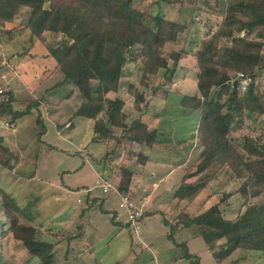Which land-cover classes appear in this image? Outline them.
<instances>
[{
  "label": "rangeland",
  "instance_id": "374dc122",
  "mask_svg": "<svg viewBox=\"0 0 264 264\" xmlns=\"http://www.w3.org/2000/svg\"><path fill=\"white\" fill-rule=\"evenodd\" d=\"M50 1L45 0V8ZM236 1L239 0L132 1L140 11L162 15L185 26L160 49L169 67H174L171 77L162 69L158 77L143 83V60L134 50L123 67L118 90L104 91L105 101L123 100L121 110L128 126L134 128L140 120L148 129L166 132L163 141H156L152 147L128 141L124 130L116 128L114 138L93 141L95 119L75 114L82 101L81 93L72 84L61 83L62 74L43 43L28 28L7 32L16 23H26L29 8L23 7L12 21L0 22V75L6 77L0 79V84H23L35 91L41 84L40 77L45 79L34 99L39 107L17 119L0 114V136L7 139L0 144V191L20 207L16 213L18 225L10 228L0 203V264H39L38 258L26 252L21 242L26 238L52 243L59 264H189L182 258L181 243L198 256L199 264H264V252L243 249H235L217 263L195 227L176 232L172 242L167 237L169 227L162 222L164 218L174 221L180 211L198 214L213 204H219L225 218H234L247 201L239 192L243 180L228 167L221 168L192 202L176 203L170 194L201 150L194 146L198 143L199 113L184 114L173 96L197 93L196 49L207 34L218 28L229 3ZM44 36L47 43L55 42L49 32ZM172 51L179 52L175 66ZM260 53L264 56V45ZM254 81L264 94V67L256 72ZM28 89H19L16 96L31 98L33 94ZM135 91L144 94V99L135 102ZM25 102L24 107L28 104ZM18 104L16 108L21 107ZM12 119L14 126H7ZM243 123L232 128L237 142L242 141L243 134L264 137L263 120L252 128ZM184 137H191L194 147L186 145ZM141 154L144 162L138 156ZM123 169L130 171L129 178L122 177ZM99 177L109 184L108 193L96 185ZM119 184H128L133 199L145 202L150 195L148 206L142 207L145 214L138 222V230L128 225L127 211L119 207ZM85 187L92 190L86 193ZM252 200L260 202L262 198ZM157 201L158 206L151 204ZM153 207L164 214L152 212Z\"/></svg>",
  "mask_w": 264,
  "mask_h": 264
},
{
  "label": "trees",
  "instance_id": "16d2710c",
  "mask_svg": "<svg viewBox=\"0 0 264 264\" xmlns=\"http://www.w3.org/2000/svg\"><path fill=\"white\" fill-rule=\"evenodd\" d=\"M132 1L51 0L45 8V0H0V22L12 21L23 7L29 8L26 23H16L7 32L28 28L43 43L62 74L61 83H70L81 93L82 101L75 114L95 119L93 141L114 138L112 133L116 128L124 130L128 141L152 147L156 141H163L166 132L148 129L140 120L134 128L128 126L121 110L123 100L105 101L104 91L118 90L123 67L134 50L143 60V83L148 78L151 80L150 77H158L162 69L171 77L174 67H169L168 58L160 49L168 40H174L185 26L162 15L140 11L132 6ZM45 32H49L54 43L46 42ZM263 45L264 0L229 3L218 28L207 34L196 49L197 93L173 96L184 114L199 113L198 143L194 146L201 150L181 183L170 193L171 199L176 203L192 202L223 167L243 180L239 192L247 201L234 219L225 218L219 204L195 215L180 211L174 221L162 219L169 227L167 237L172 242L180 229L195 227L217 263L235 249L264 252V137L243 134L242 141L237 142L231 133L239 123L252 128L260 120L264 122V94L254 81L256 72L264 67V56L260 53ZM170 56L175 66L179 52L172 51ZM238 72L252 77L245 90L234 79ZM132 94L135 102L144 97L139 91ZM14 100L12 89L0 94V114L16 118L30 110L29 106L22 112L13 111ZM99 114L103 117L99 118ZM183 139L188 142L186 145L194 147L191 137ZM138 156L145 161L142 154ZM130 175V171L122 170V177ZM118 189L126 193L128 184H119ZM256 198L262 200H252ZM0 203L9 227H16L19 205L3 191H0ZM21 242L29 255L39 259V264H59L54 258L52 243L29 238ZM180 245L182 258L189 264H199L198 256L190 253L185 243Z\"/></svg>",
  "mask_w": 264,
  "mask_h": 264
},
{
  "label": "built area",
  "instance_id": "2783aa9c",
  "mask_svg": "<svg viewBox=\"0 0 264 264\" xmlns=\"http://www.w3.org/2000/svg\"><path fill=\"white\" fill-rule=\"evenodd\" d=\"M6 78L4 74L0 75V79H4ZM237 82L238 85L240 86V88L242 90H245L250 83L252 82V77L248 74H245L243 72H238L237 75L234 78ZM11 88L8 87L7 85H2L0 84V94L10 90ZM7 126H14V123H10L8 124L6 122ZM96 185L101 186L103 192L108 193L110 191V186L108 183H106L105 181H103L102 178H97L96 179ZM120 203H119V207L123 208L127 211V223L128 225H130V227L132 229H136L138 230V222L140 220V218L142 217L144 211L142 209V206H138L135 199H133L132 195H130L128 192L124 193H120Z\"/></svg>",
  "mask_w": 264,
  "mask_h": 264
},
{
  "label": "crops",
  "instance_id": "0c3cea01",
  "mask_svg": "<svg viewBox=\"0 0 264 264\" xmlns=\"http://www.w3.org/2000/svg\"><path fill=\"white\" fill-rule=\"evenodd\" d=\"M42 67H44V65L42 66ZM2 75V74H1ZM40 79H41V84H39V87L35 90V91H30V89H28L27 88V86L26 85H23L22 84V87H12V86H10V85H7L8 87H10L13 91H14V88H17L15 91H14V95H15V100H14V102H15V104L16 103H19L18 105H20L21 107L20 108H16L15 107V104H14V102H12V109H13V111H16V112H22V111H25V109H27V107L28 106H30L31 108H30V110H27V111H31V109L33 108V107H39L38 105H36V102L34 101V99H36V98H38V93H39V88H41L40 86H42V82H43V80H45L44 78H42V77H40ZM21 81V80H20ZM22 83V82H21ZM45 83V82H44ZM19 89H25V90H27L28 89V91H29V93L30 94H33L32 95V97L30 98L29 96L27 97V98H21V99H19L17 96H16V93H20L18 90ZM40 97V96H39ZM22 100H24V101H22ZM25 101H28V104L24 107V105H25V103H27V102H25ZM30 104V105H29ZM24 107V108H23ZM26 111V112H27ZM24 114H21V115H19L18 117H16V119L17 118H19V117H21V116H23ZM8 123V122H7ZM10 123H15V120H14V122H10ZM10 123H8V124H10ZM0 137H2V140L0 141V144H2V142L3 141H7V139H6V137L3 135V136H0ZM6 145H7V143H5ZM3 160V159H2ZM8 160V159H7ZM0 162H1V164H2V161H1V157H0ZM4 162H8V161H4ZM155 164H160L159 162H157V163H155ZM82 166V165H81ZM81 166H79V167H81ZM76 169H78V168H76ZM76 169H74V171L76 170ZM168 179V178H167ZM84 192H86V193H89L91 190H92V188L91 187H85L84 189ZM170 190V188H168V191ZM119 191V190H118ZM149 197H150V195H149ZM149 197H145L146 198V200H145V202L143 201V200H138V199H136L135 198V200H136V202H137V204H140V206H142V207H144L145 208V205L146 206H148V202H149ZM88 201V200H87ZM157 203V206L159 205V201H157V202H152L151 204L152 205H155ZM161 205V204H160ZM153 209H154V207H153ZM144 210H146V209H144ZM155 210H159V211H161L159 208H157V209H154V211ZM235 218V217H234ZM234 218H229V219H234ZM183 229V228H182ZM182 229H180L179 231H181ZM178 232V231H177ZM186 244V243H185ZM187 246V245H186Z\"/></svg>",
  "mask_w": 264,
  "mask_h": 264
},
{
  "label": "water",
  "instance_id": "95a60500",
  "mask_svg": "<svg viewBox=\"0 0 264 264\" xmlns=\"http://www.w3.org/2000/svg\"><path fill=\"white\" fill-rule=\"evenodd\" d=\"M2 140V137H0V141Z\"/></svg>",
  "mask_w": 264,
  "mask_h": 264
}]
</instances>
